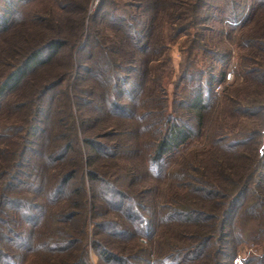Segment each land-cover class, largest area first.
I'll return each mask as SVG.
<instances>
[{"label":"trees","instance_id":"trees-1","mask_svg":"<svg viewBox=\"0 0 264 264\" xmlns=\"http://www.w3.org/2000/svg\"><path fill=\"white\" fill-rule=\"evenodd\" d=\"M38 1L0 0V264H93L92 253L99 264H229L254 233L264 236V0H101L89 21L91 0L23 12ZM107 2L113 12L102 16ZM209 7L227 21L212 30L236 47V78L207 97L225 82L230 65L219 57L232 49L204 43L207 58L182 77L184 118L162 100L151 56L163 50L167 18L185 27L191 11L205 22ZM67 50L70 69L38 84ZM141 128L144 161L125 151ZM192 140H207L214 162L182 153L166 170ZM149 174L173 178L164 199L145 202ZM253 184L255 200L229 228Z\"/></svg>","mask_w":264,"mask_h":264},{"label":"rangeland","instance_id":"rangeland-1","mask_svg":"<svg viewBox=\"0 0 264 264\" xmlns=\"http://www.w3.org/2000/svg\"><path fill=\"white\" fill-rule=\"evenodd\" d=\"M100 1L101 0H91V4H90V8H89L86 21H89L90 20L89 16L92 17L93 12L99 9L98 6H99ZM46 2L47 0H39L38 2H34L33 4L26 5L23 9V12H29V11L32 12L33 10L40 9L42 6L46 4ZM110 6L111 5L107 2V5H104L103 9L99 11V14L103 16L105 13L113 12V9L110 8ZM124 7H121L122 9H120L119 11L123 13L124 11H127L126 9H129L127 7H125L126 8L125 9ZM242 8H243L242 12L245 13L246 6ZM132 9L133 7L130 8L131 11ZM209 9L210 10H208L209 13L206 16L207 19L205 20V22H201L200 20L199 22L198 21L196 22V20L193 21V19L195 18L191 15V11H189L190 14L186 13V16H185L186 20L181 21L179 24V25L185 24L186 25L185 27L178 26L175 24L171 25L170 22L167 21L168 20L167 18L166 23L164 24V29L162 31V37H164L162 41V45H164L162 47L163 50L160 54H153L151 56L152 57L151 64L153 65V72H152L153 76L156 80L160 79L162 83L161 85L164 86V88L162 87L163 91L161 92V95H163V97H165L166 100H164L163 98L162 100L165 103L166 101L168 102L167 104H169L170 110L172 108H176L178 111H180L179 115H181L184 118L187 117V114L185 113V110L183 108L184 105L181 104L180 106L178 104L180 99L181 101H185L188 98V96L185 95L182 77L185 75V72H186L185 69L189 62H192V61L193 62L195 61L204 62L205 59L207 58L206 54L201 49V46L204 43H209V41H213L214 43H216L217 39H219V46L225 45L232 49L231 55H228V57L226 58L225 57H219V58L222 59V61H224L225 63H228L230 65L229 68L226 67V71H231L233 73V79L231 81L233 82L236 78L232 67L236 65L237 58H238V51L236 50V47L232 45L230 42H226V40L220 41L221 38H220V34L218 33V31L212 30V28L218 27V25L220 24L222 25L224 24L225 27H227L226 26L227 21L223 19L220 20L217 17H215V14L219 15L217 13V9L214 8L212 10L210 7ZM248 11H249V8L247 9V12ZM190 20H192L193 22H189ZM189 25L191 26L189 27ZM201 27H203V29H201ZM179 28L181 29L179 30ZM156 46L161 47L160 45H156ZM68 53H69L68 50L66 52H62L58 61L55 62V64L51 67V69L43 73V76L40 78L38 84H42V83L44 84L52 80L53 78L61 76L68 69H70V64H69L70 60L68 58ZM59 63L61 64L60 66H59ZM75 76L76 74L74 72L73 78ZM137 78H138L137 76H134L133 78L130 79V82H131L130 88H133V86H137V80H138ZM230 82L225 81V82H222L221 85L218 83L216 85L214 92L210 89H207L206 90L207 97H209L210 94L211 96L216 95V92H220ZM148 90L149 91H147L146 95L144 96V98L146 99V104L152 103L151 100H153L150 94V89ZM80 111L81 110H79V112ZM135 123L136 125H139L141 122L138 124V122L136 121ZM141 129L142 131L138 129L137 134L135 132L132 133L131 131L128 132L130 136L128 135L127 138L125 137L126 138L125 141L127 143L125 145V148H126L125 151L128 152L131 158L132 157L142 158L141 160L144 161L146 157L145 149H146V144H147L145 142L148 141V136H144L141 139V143L138 144L135 148L136 139L142 133H144V135L146 134L145 133L146 130L144 128H141ZM210 131L211 130H206L204 132V135L200 136V139L208 137L210 135ZM198 141L199 140L190 141V144L182 148L178 153H175L176 155L169 156L168 157L169 160L168 159L166 160L170 161V164L166 170L171 172L178 166L179 164L178 159L182 153H185L184 155L188 156L189 158L193 160L194 158H197V160L199 161V158L202 157V161H204L206 164H212V162H214L213 156L212 155L209 156V153L206 154L205 152V150L209 147V145H207V140H203V141L200 140L199 142ZM133 154H136V155H133ZM218 154H221L220 151L218 152ZM227 163H230V161H227ZM109 169L111 171H116L115 168L112 166H110ZM211 169L213 170L214 167H212ZM153 177L154 176L149 174L145 178H142L141 184H142V187H145V191H146L143 193L145 197V202H147L149 196H151L152 193L153 195L155 193H160L162 194L161 199H164L167 193L166 188L169 185V183L171 185L173 181V178L171 176H170V179H166V178L165 179H154ZM249 191L252 192V194H247V195L243 194L241 198L239 199V201H237L236 206H235V212H232V214L229 217V224H228L229 228H231V224L235 220L236 211L243 204V202L255 200L257 189L255 188L254 184L251 186ZM191 195H193V193L190 191V193L186 194L185 196H191ZM250 219L251 218L248 217V220H246V222H249V223L250 222L253 223L255 221L258 222V220H254V219L250 220ZM259 219L261 220V222L263 221V217ZM261 227H264V224ZM251 239L252 240L251 242H249V244H242L239 246L240 252H238V254L233 259L231 257L232 260L231 259L229 260V264H231V262L233 264H260L259 263L260 261L257 262L256 258L264 257V236L259 230L257 234L256 233L253 234ZM143 242H144L143 245L147 246V240L144 239ZM228 244L230 243L228 242ZM231 254L234 255V252ZM92 260H93L92 261L93 264H99L98 256L95 253H92ZM262 264H264V262H262Z\"/></svg>","mask_w":264,"mask_h":264},{"label":"built area","instance_id":"built-area-1","mask_svg":"<svg viewBox=\"0 0 264 264\" xmlns=\"http://www.w3.org/2000/svg\"><path fill=\"white\" fill-rule=\"evenodd\" d=\"M232 79H233V73L231 71H228L225 77V81L230 82Z\"/></svg>","mask_w":264,"mask_h":264},{"label":"water","instance_id":"water-1","mask_svg":"<svg viewBox=\"0 0 264 264\" xmlns=\"http://www.w3.org/2000/svg\"><path fill=\"white\" fill-rule=\"evenodd\" d=\"M263 148H264V142H263Z\"/></svg>","mask_w":264,"mask_h":264}]
</instances>
